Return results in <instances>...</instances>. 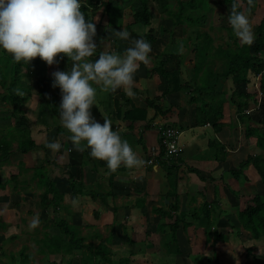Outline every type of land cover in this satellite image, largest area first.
I'll use <instances>...</instances> for the list:
<instances>
[{
	"label": "crops",
	"instance_id": "obj_1",
	"mask_svg": "<svg viewBox=\"0 0 264 264\" xmlns=\"http://www.w3.org/2000/svg\"><path fill=\"white\" fill-rule=\"evenodd\" d=\"M163 24L170 28L166 29L167 32H163L164 34L162 32L159 34V27H163ZM171 27V22L167 19L161 20L156 29L151 24L158 38L151 48V62L147 65L141 64L135 74L133 88L135 96L129 98L122 90L104 93L97 87L98 94L90 111L92 117L101 124L103 117L109 119L121 138L126 140L145 161L149 159V150L157 145L158 126L169 125L181 133V152L175 165L178 212L171 213V217L180 215L188 225L185 229L180 227L176 231L178 253L175 254V248L168 243L167 224L172 220L166 218L163 220L158 214L159 212L165 214L166 206L173 203L172 198L167 195L165 168L159 163L152 166L146 164L143 168L131 170L122 166L116 171H111L104 162L90 158L87 150L86 156L83 157L82 151L73 148L67 139L68 135L57 136V127L63 129L58 121L61 94L58 88L51 86L52 77L47 81V95L54 99L55 113L50 112L37 95L36 79H21L29 87L30 95L20 108L27 119L29 138L35 148L21 155L17 153V142L12 143L14 156L4 165L11 167L9 172L12 175L4 180L0 174V182L5 185L4 190H0V205L7 204L9 202L6 200L7 195L14 193L16 184L11 186L9 179L16 176L18 184L15 195L23 197L20 199L23 204L18 203V208L26 204L38 207L39 196L45 189L39 188L34 174L46 159L48 162L44 168L46 178L62 194V202L58 214L53 217L46 213L44 215V211L38 207L40 210L38 220L43 222L42 233L46 225L53 224L54 219L58 218L68 226L76 227L79 236L88 237L85 244L97 247L109 239L110 241L104 245L110 251L112 264H117V260L123 257L129 259V264L235 262L234 258L238 255L231 249L233 244L237 246V242L240 241L239 232L244 235L237 220L238 213L246 208L243 205L247 206L251 197L255 194L262 195L259 193L262 185L251 167L243 172L246 179L240 177L236 180L231 172L235 171L249 155L254 156L262 152L254 147L253 142L247 144L243 124L239 122L235 106L228 101L229 89L224 90L223 81L218 84V96L214 103L217 112H212L213 123L211 121L202 123L205 117L196 111L197 108H201L200 110L211 113L207 108L210 104L204 103L207 99L203 100V97L206 98L203 94L196 104L189 103L190 91L162 96L167 88L166 83L158 75L148 76V73L156 68L158 61L163 60L165 69L173 70L175 64L170 56L177 54L183 56V63L179 66L181 85L197 83V79L194 78L197 62L192 52L196 35H185V38L182 37L181 28H175L174 38L183 40H175L171 45L169 41ZM126 29L130 30L127 27ZM131 30L134 34L142 32L141 35H130L131 39H137L143 38L147 29L133 26ZM187 30L196 33V29ZM203 31L207 32L208 28ZM105 33L107 31L93 38L97 45V56L102 50L122 54L129 46V41L121 40L115 33L114 36L109 35L110 31ZM211 33L209 32V38L213 46H219L216 41H220V38H214ZM187 39L191 40L190 45L186 43ZM229 43L227 38L225 44ZM5 55L8 54L0 53V59ZM211 57L214 58L213 52ZM95 58L94 56L92 59ZM205 67L206 71L201 72L200 76L205 72L217 73L220 70L217 61ZM67 68L66 64L56 65V71H66ZM203 69L204 66L202 71ZM258 80L257 78L256 84ZM256 84L254 88L247 86V92L257 90ZM3 93V89L0 88V96ZM147 101L152 102L150 107ZM132 108L144 113V120L140 118L142 116L140 113H135L137 118L133 122L125 119L126 113ZM214 123H221V128L213 126ZM48 142H59L61 148L53 152L45 147ZM72 182L77 185L74 190L70 187ZM154 210L159 212L154 213ZM21 220L24 222V219ZM204 222L209 225L206 226ZM102 236L106 238L102 239ZM170 246L174 248L171 249L173 254L169 253ZM254 248L259 247L255 245ZM249 249V246L245 247L244 253L247 254ZM253 252L254 249L250 258L254 256L255 260L259 261L258 255H253ZM118 254H121L120 257Z\"/></svg>",
	"mask_w": 264,
	"mask_h": 264
},
{
	"label": "trees",
	"instance_id": "obj_2",
	"mask_svg": "<svg viewBox=\"0 0 264 264\" xmlns=\"http://www.w3.org/2000/svg\"><path fill=\"white\" fill-rule=\"evenodd\" d=\"M258 1L253 0V3L249 4L248 0H239V2L236 0H224L223 3L231 7L230 11L235 4L239 10L245 11L247 15L252 16L258 6ZM172 2L176 3L174 10L168 9L169 4ZM261 3L264 7V0H261ZM203 5H207V11L202 9ZM216 5L217 0H82L81 11L87 20H91L94 23L96 13L101 11V15L107 20V25L103 28L102 34L105 31L107 33L110 31L109 35L114 36V33L120 31L122 28L124 12L127 9V16L130 20L126 21L125 26L129 29L133 26L146 28L147 30L143 35V39L150 42L151 48L158 38L155 30L151 28V22L154 19V14L157 15V12L158 14L160 12L164 13L167 20L171 22L172 27L181 28L182 32L185 29H196L195 44L193 45L192 52L195 54L197 62L194 77L197 79V83L181 85L179 66L183 63V56L179 54L170 56L171 61L175 64L173 70L168 71L165 69L164 60L158 61L156 68L148 73V76L158 75L166 83L167 88L162 96L190 91V104H196L202 94L215 89L219 82H230L228 101L236 108L239 122L244 127L246 142L249 145L253 142L254 147L259 152H262V154L254 156L249 155L244 162L239 164L235 171L231 172V175L236 180L240 177L245 178L243 175L244 170L251 167L264 187V17L254 29L255 40L253 44L251 46H242L233 35L232 29L228 24V14L226 16V25L222 27V30L230 43L225 48L222 46L215 47L209 38V32L212 29L208 26L207 14L210 15L209 12ZM206 26H208L207 32L203 31ZM173 33H171L172 36ZM186 43L190 45L191 40L187 39ZM212 52L214 58L211 57ZM62 55L60 54L56 62L51 66L47 65L39 57L33 59L28 65L16 63L8 55L0 59V88L4 91L0 96V170L14 156V152L12 151V143L14 141L18 144L17 153L21 155H25L35 148L34 143L29 138L27 119L20 108L25 104L30 95L29 87L21 79H36L37 95L45 103L48 110L55 113L54 107H56V104L54 99L52 96L47 95V81L52 77V73L56 71L57 64L70 65L71 62H68L66 57L60 58ZM216 61L220 64L219 72L208 74L205 72L200 76L198 69L207 64H213ZM257 78L259 80L256 84ZM255 84L257 85V90L247 92V86L253 87ZM20 93L23 94L21 95ZM257 93L262 95L260 102ZM205 96L213 98L210 95ZM151 104L152 102L147 101L149 107ZM204 107L206 108V106ZM154 108L156 109V107ZM207 108L211 113L204 112L200 110L201 108L196 109L199 115H204L205 119L202 120L204 124L208 121L213 123L212 116L214 114L212 112H217L214 106H208ZM135 113H140L142 115L140 118L144 117V113L132 108L130 112L126 113L125 119L131 122L135 121L137 118ZM221 125L219 123L213 126H217L219 129ZM58 135H68V133L57 127ZM81 154L83 157L86 156L85 151H82ZM160 158L159 162L166 171L167 195L172 198L173 203L166 206L167 211L165 214L157 210H154V213L159 212L158 214L163 220L165 218L172 220L170 224H167L169 230L168 243L175 248L174 253L176 254L178 253L175 238L176 231L180 227L185 229L188 224L183 221L180 215L175 218L171 217V213L178 212L176 164L166 163L161 155ZM47 163L45 159L40 168L35 170L34 179L38 180L39 188L45 189L44 193L39 196L38 207L41 211L53 217L60 210L62 194L46 178L44 168ZM9 181L11 186L16 184L13 190L14 193H12L16 194L17 177L11 176ZM73 186L74 183L72 182L70 187ZM4 188L5 185L0 182V190H4ZM261 196L255 194L251 197L250 203L246 208L238 213L237 220L242 230L248 232L252 240L255 242L262 240L264 243V202H262ZM15 205L18 207V202ZM54 221L53 224L44 227L45 231L42 233V238L34 240L37 246V254L43 256L47 261L50 257L61 255L62 257L70 258L80 256L81 264H112L110 251L104 245V243L110 241L109 239L94 247L92 244H85L88 237L79 236L76 227H70L62 220H58V218L54 219ZM5 227L6 225L0 222V229H4ZM74 230L77 232L75 233ZM89 237L93 238L92 236ZM217 237L220 238L219 236ZM14 238L17 237H12V239ZM26 250V247L21 249L18 264H29L32 260L29 255L25 254ZM247 255H252L251 248L247 251ZM252 257L255 259L254 256ZM117 261V264H129L127 257L120 258ZM15 262L13 258L10 260V264H15Z\"/></svg>",
	"mask_w": 264,
	"mask_h": 264
},
{
	"label": "clouds",
	"instance_id": "obj_3",
	"mask_svg": "<svg viewBox=\"0 0 264 264\" xmlns=\"http://www.w3.org/2000/svg\"><path fill=\"white\" fill-rule=\"evenodd\" d=\"M81 6L82 0H0V53L25 65L39 57L49 66L63 54L60 58L66 57L70 67L53 72L51 86L60 90L58 121L73 148L87 150L90 158L104 162L111 171L122 166L143 168L147 162L121 138L112 122L104 117L103 124L97 122L90 110L97 87L104 93L122 90L129 98L135 96V74L141 64L151 62V44L143 38L131 39L121 28L115 34L129 41V46L122 54L102 50L97 56L95 23L85 18ZM227 19L239 43L251 46L255 34L246 12L234 4ZM45 147L55 152L61 144L48 142ZM38 224L33 217L30 226Z\"/></svg>",
	"mask_w": 264,
	"mask_h": 264
},
{
	"label": "rangeland",
	"instance_id": "obj_4",
	"mask_svg": "<svg viewBox=\"0 0 264 264\" xmlns=\"http://www.w3.org/2000/svg\"><path fill=\"white\" fill-rule=\"evenodd\" d=\"M223 1L224 0H217V5L213 6L211 12H209L210 15L207 14L208 15V26L211 27L212 29L211 34L212 36H214V38H217V39L220 38V41H216V42L219 46H222V47L229 45V44H225L227 41V36L225 33H223L221 27L226 25V21H227L226 16L230 13V8H231L229 5H225ZM236 1L239 2V0H236ZM175 6H176V3L172 2L169 4L168 9L174 10ZM208 6L210 7L209 4ZM202 9L207 11V5H203ZM127 15H128V12L126 9V11L124 12V16H123L122 28L127 30L131 35V34H134L133 31L131 29L130 30L126 29V27L124 26L126 21H128L129 19ZM263 17H264V7L262 6L261 0H259L258 6L256 7L254 14L252 16H249V19L253 27V31L258 26L259 22L261 21ZM166 19H167L166 15L164 13L160 12V14H158L157 12V15L154 14V19L152 20L151 24L154 26V29H156L158 27V24L161 22V20L163 21ZM94 21H95V27H96L95 37H97L102 34V28L106 27L107 20L101 15V11H99L96 13ZM165 26L167 25L163 24V27L162 26L159 27L160 28L158 30L159 34L161 32L162 33L164 32L163 29L166 31V29L170 28V26L168 27H165ZM208 26H206L205 28H207ZM174 29L175 28L171 27V29L169 30V34H170L169 41H171V45L176 40L174 38L175 34L172 32ZM171 33H173V36ZM136 34L141 35L142 32L141 34L138 32ZM190 34L193 36L195 35V32H193L192 30L188 31L187 29H185L182 37H185V35L187 36ZM180 40L182 41L183 39H180ZM180 40H176V41H180ZM176 46L178 47L179 44L178 45L176 44ZM205 66H204L203 71H202V68L198 69V71L200 73L206 71L205 69L207 67ZM228 86L230 87V82L223 81L222 87L224 88L225 91L227 90V88L229 89ZM203 95L204 96L210 95L213 97V98L203 97V100L207 99V101L204 100V103L206 104L208 103L210 104V107H213L214 103H216L215 98L218 96V85L216 86L215 89L208 91L206 94H203ZM257 97L259 98V102H260L262 95L259 96L257 93ZM216 108H218V106ZM3 167L4 168H2V171L0 173L1 179L6 180L9 177V175H12L11 172H9L11 170V167L10 166H6V167L3 166ZM73 187H76V185H74ZM259 193L262 194L261 198H262V202H264V187L263 186H261V188L259 189ZM7 196L8 197L6 198V200H9V202L7 204L0 205L1 206L0 222L6 225L4 229H0V264H10V260L12 258L16 261L15 264H18L19 263V253L23 247H26L27 249L25 254L29 255L32 259L29 264H51V263L52 264H68V263L81 264L80 256H75L73 258H70V257H62L60 255V256L50 257L47 261V259H45L43 256H41L40 254H37L36 253L37 246L35 245L34 240L42 238L43 235H42L41 230H43V227H42L43 222L39 220V224L35 228L30 226V222L33 217H37V218L39 217L40 210H38V207H34L33 205L29 206V204H26L24 206L20 205L21 208L20 207L18 208L15 205V203L18 202L19 204H23V201H20V199L23 197H21L20 195L17 196L12 193L11 195L9 194ZM244 205L243 207H246V204ZM43 214L45 215V213ZM21 219H24V222H22ZM204 224L206 226L209 225L205 222ZM212 224L214 223L212 222ZM74 231L75 233L77 232L76 230ZM242 232H244L245 236L239 232L240 241L237 242V246L233 244L232 249H231V250L236 251L238 255L237 256L238 259L234 258L235 262L233 264H264V243L262 242V240L259 242H255L254 244V240L251 239L250 234L244 230H242ZM210 234H213V233H210ZM12 237H17V238L12 239ZM102 237H103L102 239L106 238V236H102ZM244 240H246L247 242ZM168 242H169V239H168ZM258 244H260V246ZM255 245H257L259 248H254ZM248 246L249 248L252 249V251L254 249L253 255L254 254H256V256L258 255L257 258L259 259L260 263L258 260L250 258L251 256L248 257V255L244 253L245 247H248ZM169 249H170L169 253L173 254L172 253L173 251L171 249H174V248H171L170 246ZM120 255L118 254L117 256L120 257Z\"/></svg>",
	"mask_w": 264,
	"mask_h": 264
},
{
	"label": "built area",
	"instance_id": "obj_5",
	"mask_svg": "<svg viewBox=\"0 0 264 264\" xmlns=\"http://www.w3.org/2000/svg\"><path fill=\"white\" fill-rule=\"evenodd\" d=\"M261 96L260 93H258ZM248 114V112H246ZM181 133L169 125L157 127V145L149 150V159L146 161L148 166L158 165L160 155L166 163L176 164L181 152L180 148Z\"/></svg>",
	"mask_w": 264,
	"mask_h": 264
}]
</instances>
